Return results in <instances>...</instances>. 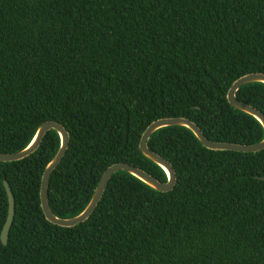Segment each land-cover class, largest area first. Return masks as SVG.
I'll return each instance as SVG.
<instances>
[{"label":"trees","instance_id":"trees-1","mask_svg":"<svg viewBox=\"0 0 264 264\" xmlns=\"http://www.w3.org/2000/svg\"><path fill=\"white\" fill-rule=\"evenodd\" d=\"M252 72L264 73V0H0V152L25 148L48 120L64 125L71 142L49 198L73 217L112 164L167 181L140 150L156 119L185 116L212 140L260 142L261 123L227 97ZM238 98L264 112L263 83ZM149 146L174 165L175 189L117 172L74 227L41 206L56 130L26 158L0 161V264H264V150H211L181 126ZM5 180L16 205L7 244Z\"/></svg>","mask_w":264,"mask_h":264},{"label":"water","instance_id":"water-1","mask_svg":"<svg viewBox=\"0 0 264 264\" xmlns=\"http://www.w3.org/2000/svg\"><path fill=\"white\" fill-rule=\"evenodd\" d=\"M255 82L264 84V73L252 72L239 77L237 80L234 81V83L230 87L227 97L230 104L234 108L253 116L261 123V125L264 128V112L249 103L241 101L238 98V91L243 86ZM171 126H181L191 130L194 133V135L198 138V140L201 142V144L211 150H232V151L247 152V153L259 152L261 150H264V138L260 142L253 144H243V143L228 142V141H215L210 139L204 133L202 128L196 122H194L192 119L188 117L170 116V117H162L156 119L153 122H151L149 126L146 128V130L143 132L140 139V150L144 156H146L148 159H150L151 161H153L163 169V171L167 176V181H162L157 177H155L154 175H152L151 173L147 172L146 170L138 166H134L130 163L118 162L112 164L103 173L99 181V184L96 187L88 205L85 207V209L82 212H80L79 214L73 217L58 216L53 211L49 198V187H50V180L52 174L64 159L71 142L70 133L64 125L53 120H48L44 122L38 127L32 140L25 148L13 153L0 152V161L13 162L26 158L27 156L33 154L40 148V146L43 143L44 137L48 131L52 129L56 130L60 136V147L54 158L46 166L42 176V184L40 191L41 206L46 218L52 223L64 227H74L78 224L87 221L96 211L100 201L102 200L107 190L110 180L117 172L120 171L128 172L134 177L138 178L143 183H145L146 185H148L150 188L160 192H170L175 189L178 181V175L174 165L170 160H168L161 154L157 153L156 151L152 150L149 146V140L157 131ZM4 184L9 197V213L1 234V239L4 244H7L9 239V232L15 218L16 205H15V197L9 182L5 180Z\"/></svg>","mask_w":264,"mask_h":264}]
</instances>
